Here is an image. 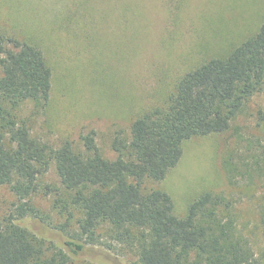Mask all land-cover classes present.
<instances>
[{
	"label": "rangeland",
	"instance_id": "1",
	"mask_svg": "<svg viewBox=\"0 0 264 264\" xmlns=\"http://www.w3.org/2000/svg\"><path fill=\"white\" fill-rule=\"evenodd\" d=\"M263 17L264 0H0V31L39 46L52 71L47 103H24L19 118L53 149L68 142L84 151L83 137L93 132L102 156L114 159L116 136L128 137L133 120L163 105L184 73L223 56L256 32ZM182 148L177 165L146 186L167 192L179 217L203 192L231 198L239 229L256 254L264 253L258 226L263 182L254 170L255 159L264 157V88L228 130L192 137ZM40 181L50 189L29 199L39 218L27 216L22 225L71 254L74 264H135L133 252L116 244L107 227L99 243L70 252L65 241L78 232L80 215L54 160ZM17 203L0 185V218ZM63 204L71 217L59 210Z\"/></svg>",
	"mask_w": 264,
	"mask_h": 264
},
{
	"label": "trees",
	"instance_id": "2",
	"mask_svg": "<svg viewBox=\"0 0 264 264\" xmlns=\"http://www.w3.org/2000/svg\"><path fill=\"white\" fill-rule=\"evenodd\" d=\"M51 78L39 46L0 31V185L18 199L0 218V264H74L71 254L19 222L39 218L29 199L50 189L40 177L52 160L80 215L78 232L65 241L74 254L99 243L107 227L116 244L133 252L135 264H264V253L256 254L239 229L231 198L203 192L179 217L167 192L145 184L177 165L184 141L228 130L264 88V17L256 32L223 56L184 73L163 105L137 116L128 137L113 139L114 159L102 156L93 132L83 137L84 151L68 142L53 149L32 136L19 111L26 102L47 103ZM254 162L263 182L258 226L264 236V157ZM69 208L59 210L69 218Z\"/></svg>",
	"mask_w": 264,
	"mask_h": 264
}]
</instances>
